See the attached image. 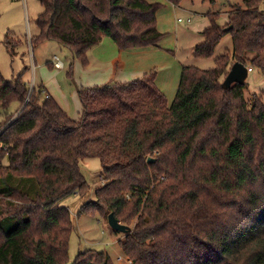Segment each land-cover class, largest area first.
<instances>
[{
    "label": "trees",
    "instance_id": "1",
    "mask_svg": "<svg viewBox=\"0 0 264 264\" xmlns=\"http://www.w3.org/2000/svg\"><path fill=\"white\" fill-rule=\"evenodd\" d=\"M39 1L31 45L55 41L84 67L104 38L132 50L165 37L159 2ZM230 8L224 22L220 13L206 14L193 56L213 57L227 35L232 50L211 69L183 67L171 103L152 71L78 89L74 118L42 88L30 89L22 76L7 80L0 69V264L68 263L74 222L61 201L87 195L80 161L92 157L103 183L81 212L106 220L113 213L130 227L119 241L129 264H264V98H246L247 81L222 86L235 62L264 76V0ZM19 43L7 38L5 46ZM14 102L17 112L7 113ZM72 264L117 263L89 249Z\"/></svg>",
    "mask_w": 264,
    "mask_h": 264
},
{
    "label": "rangeland",
    "instance_id": "2",
    "mask_svg": "<svg viewBox=\"0 0 264 264\" xmlns=\"http://www.w3.org/2000/svg\"><path fill=\"white\" fill-rule=\"evenodd\" d=\"M231 4L244 6V0H215L214 2L211 0H182L180 6L176 7L173 5L176 10L171 8V11L164 12L163 24L166 28L171 29L169 31L171 34L169 35H171L170 39L174 42L175 37L178 38L179 30H189L186 20L190 15L211 11L220 13L223 19L228 17ZM42 11L43 8L39 0H0L1 72L7 80L22 76V79L29 85L30 89L33 87L32 85L38 88L43 84L42 81L46 85V74H52L53 84L49 89L53 87L56 91H59L60 86L72 89L74 76L72 78L68 76L71 67L70 62H72L70 59L71 51L55 41H46L36 47L31 45V39L39 34L37 20ZM178 18H183L185 22H178ZM7 38L20 41V43L9 51L5 46ZM176 49L179 50L178 47L173 50L176 51ZM183 49L187 50L188 48L184 47ZM231 50L232 38L227 35L217 46L213 57L195 58L192 56V59L199 61V68L211 69L215 66L216 57ZM170 54L173 55V52H170ZM53 55H57L65 62V68L57 69V71L52 69L50 61ZM184 55L188 56L187 54ZM206 63H209L210 67H203ZM253 71L249 73L246 80V98H250L254 94H260L264 98V76L258 69ZM69 99L72 110L71 116L79 117L80 110L76 112L74 100H71L70 96ZM18 108L19 104L14 102L7 113L15 114ZM4 117L5 113L0 114V126L4 121ZM80 170L86 177L90 187L89 192L84 196L71 195L61 201V205L69 208L74 222L67 264H72L80 252L89 249L108 253L117 264H129L130 262H120L118 260L123 256L119 241L124 238L125 234L113 233L108 220L101 217L98 213L81 212V207L86 202L95 200L94 192L102 185L103 178L99 158L82 159L80 161Z\"/></svg>",
    "mask_w": 264,
    "mask_h": 264
},
{
    "label": "crops",
    "instance_id": "3",
    "mask_svg": "<svg viewBox=\"0 0 264 264\" xmlns=\"http://www.w3.org/2000/svg\"><path fill=\"white\" fill-rule=\"evenodd\" d=\"M147 1L151 3L159 2L163 5L157 14V26L158 30L165 34V37L157 46L132 50H120L111 39L104 38L101 44L95 46L89 51V64L86 67L73 61V55L71 53L70 59L72 62L70 63H73L74 67V85L72 86V89L65 88L64 86H60L59 91H56L53 87L49 89L53 84L51 78L52 74H46V85H44V82L42 81L43 84L38 88L37 86L32 85L33 88H42L44 96L53 97L71 116L72 110L69 96L71 97V100H74L75 102V111L77 110L76 112H78L80 110L81 112V104L80 102L78 103L79 100L77 97L78 89L113 82L127 83L140 79L152 71H157L156 84L166 95L168 102L171 103L176 96L183 67H200L198 63L199 61L192 59L193 49L197 44L204 40L203 32L209 26V21L206 16L208 12L190 15L188 19H191V22L188 23V19L186 20V23L188 24L187 28L189 30H179L178 38L175 37L176 39L173 42L170 39L171 35H169L171 34L169 32L171 29L166 28L163 24L164 12L171 11V8H174L173 4H170L165 0ZM227 18L228 17H224L222 22L226 21ZM179 19L183 18H178V22ZM182 22H185V20L183 19ZM177 47L179 50L176 49V51H174L173 49ZM184 47H187L188 49L184 50ZM170 52H173V55L170 54ZM184 54H187L188 56H185ZM54 56L55 55L51 58L50 65L54 71H57L52 63ZM208 64L209 63H206L205 65L203 64V67H210V64L209 66Z\"/></svg>",
    "mask_w": 264,
    "mask_h": 264
},
{
    "label": "water",
    "instance_id": "4",
    "mask_svg": "<svg viewBox=\"0 0 264 264\" xmlns=\"http://www.w3.org/2000/svg\"><path fill=\"white\" fill-rule=\"evenodd\" d=\"M249 76V68L243 65L242 63L235 62L226 78L223 81L222 86L226 89L230 88L233 84H240L244 85L247 78ZM154 160L152 158L148 159V162H153ZM108 223L111 227L112 230L122 233V234H127L130 232V227L127 225H124L120 223L114 216L113 213H111L108 216Z\"/></svg>",
    "mask_w": 264,
    "mask_h": 264
},
{
    "label": "built area",
    "instance_id": "5",
    "mask_svg": "<svg viewBox=\"0 0 264 264\" xmlns=\"http://www.w3.org/2000/svg\"><path fill=\"white\" fill-rule=\"evenodd\" d=\"M183 21V19H179V22H182ZM191 22V19H188V23H190ZM52 63H53V65H54V67L56 68V69H63L64 68V62L57 56V55H55L54 57H53V59H52ZM253 70L251 69V68H249V73L250 72H252ZM31 89H33V87H31ZM102 183H103V181H102ZM120 262H122V261H127V260H124V258L123 257H120V259H118Z\"/></svg>",
    "mask_w": 264,
    "mask_h": 264
}]
</instances>
